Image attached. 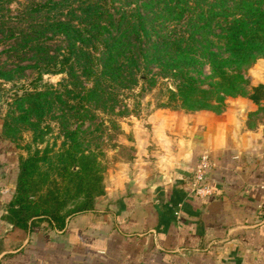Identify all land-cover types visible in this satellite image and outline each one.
Masks as SVG:
<instances>
[{"label": "trees", "instance_id": "16d2710c", "mask_svg": "<svg viewBox=\"0 0 264 264\" xmlns=\"http://www.w3.org/2000/svg\"><path fill=\"white\" fill-rule=\"evenodd\" d=\"M0 45V81L15 85L31 75L21 85L24 115L49 113L45 88L53 87L43 77L64 75L58 86L76 101L58 97L74 112L69 117L82 109L79 117L92 121L97 110L108 118L99 124L105 133L107 124L118 130L117 119L136 115L157 88H165L158 108L173 111L215 112L224 96L242 93V69L264 58V0H0ZM66 138L77 147L75 134ZM86 178L79 194L90 201V173ZM95 182L100 187L102 178ZM14 193L7 220L31 231L38 226L14 220L17 186ZM67 220L50 216V227L61 230Z\"/></svg>", "mask_w": 264, "mask_h": 264}, {"label": "crops", "instance_id": "0c3cea01", "mask_svg": "<svg viewBox=\"0 0 264 264\" xmlns=\"http://www.w3.org/2000/svg\"><path fill=\"white\" fill-rule=\"evenodd\" d=\"M261 90L219 114H151L132 161L61 230L8 222L17 161L0 139V264H264V125L248 123ZM202 153L214 164L205 198L191 191Z\"/></svg>", "mask_w": 264, "mask_h": 264}, {"label": "rangeland", "instance_id": "374dc122", "mask_svg": "<svg viewBox=\"0 0 264 264\" xmlns=\"http://www.w3.org/2000/svg\"><path fill=\"white\" fill-rule=\"evenodd\" d=\"M16 7L12 5L11 8L15 10ZM3 49L4 47L0 45V53ZM3 60V56L0 55V63ZM202 72L204 76L209 74L207 68ZM30 77L31 75L27 73L26 80L15 85L0 81V139L11 147L17 161L14 180L18 193L14 220L16 222L17 219L29 220L31 226L49 229L50 216L56 218L65 216L72 219L81 214L77 210L86 201L94 208L96 202L104 195L97 196L99 190L102 186L105 189V182L116 165L130 162L134 158L136 137L142 138L146 133L150 115L159 110L169 109L158 108L159 102L165 100L163 97L165 88L154 89L143 99L136 115L117 119L118 130L107 124V130L102 133L99 124L108 118L99 111L92 109L94 115L92 121L79 117L81 112L83 113L82 109L74 115L75 117L70 118V114L74 112L68 114L66 107L60 104L58 97L66 105L76 104V101L68 100L70 97L64 93L63 86H58L64 75L43 77V83L53 87L45 88L51 92L49 99L52 105L49 113L40 116L34 111L24 115L22 112L26 106L20 105V98L24 95L22 86L28 83L27 79ZM259 87L262 90L260 94L255 95L260 96L258 105L254 112L248 114V123L250 126L264 125V58L251 64L248 69H242V93L234 97L224 96L223 104L219 106L215 104L216 111L213 113H221L228 102H240L249 94H253L254 88ZM45 89H42V92ZM200 111L209 110L182 112L189 114ZM69 133L75 134L77 147L66 138ZM86 157H89L91 161L89 164H92L91 171H86L87 173L84 166ZM89 173L90 190L93 194L90 201L84 196L83 191L79 194L81 183L87 181L85 177ZM100 177L102 183H99V187L95 179L99 181ZM14 195L16 196L15 193Z\"/></svg>", "mask_w": 264, "mask_h": 264}, {"label": "built area", "instance_id": "2783aa9c", "mask_svg": "<svg viewBox=\"0 0 264 264\" xmlns=\"http://www.w3.org/2000/svg\"><path fill=\"white\" fill-rule=\"evenodd\" d=\"M214 167L207 153H202L198 162L193 169V180L191 184L192 193L199 197L205 198L212 194V190L206 185V177L208 172ZM259 189L264 195V184L259 186ZM259 212L262 211V206H258ZM176 216L178 214H175Z\"/></svg>", "mask_w": 264, "mask_h": 264}]
</instances>
